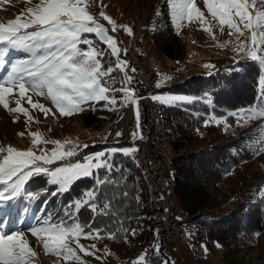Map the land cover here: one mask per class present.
Instances as JSON below:
<instances>
[{"label":"snow or ice","instance_id":"1","mask_svg":"<svg viewBox=\"0 0 264 264\" xmlns=\"http://www.w3.org/2000/svg\"><path fill=\"white\" fill-rule=\"evenodd\" d=\"M24 2L32 4V0ZM91 3L92 0H39L14 19L6 23L0 22V66L4 65L5 58L11 51L25 54V58L11 64L6 76L0 77V105L5 110L23 114L27 118L26 123L33 120L29 109L21 106V100L26 99L32 109L39 110L47 118L51 109L39 101H33L29 93L49 99L61 116H71L83 111L84 105L100 104L101 108L111 110L131 104L136 106L134 113L139 129L138 100L142 97L136 95V89L132 86L133 77L129 74L135 69H129L128 62L121 60V49L116 38L90 12ZM167 3L177 24L199 21L201 25H209L203 30L212 34L213 26L205 16V11L197 6L196 0H167ZM258 3L264 6V0H203L204 9L212 21L218 22L220 31L223 32L226 26L228 35L235 37L237 43L232 50L242 59L250 57L253 61L264 64V10L256 7ZM100 16L112 26L111 31L115 32L116 22L103 11ZM124 27L131 34V29ZM85 34H91L96 40L86 37ZM97 40L106 46L107 51L115 58V64L104 66L107 53L97 46ZM228 43L226 41L218 46L224 48ZM116 72L121 73L119 80L114 75ZM156 86L160 87V83ZM14 91L19 98L14 101L16 106L10 107L9 98ZM151 98L167 105L191 102L192 99L175 95H153ZM51 114L55 116V113ZM228 115L235 117L239 125L241 120L264 118V110L255 113L241 110ZM226 119L210 116L204 121V125L209 126L212 121L220 124L226 122ZM18 135L23 136L24 133ZM30 135L33 137V147H38L41 143H50L55 147L51 151L40 148V154L31 147L27 150H18L11 146L0 147V208L20 196L25 184L34 176L43 175L47 177L49 185L57 186L52 195L69 191L72 184L79 179L96 176L94 186L85 190L81 198L76 199L65 210L66 218L54 221L49 215L28 231L41 243L45 255L51 254L63 259L65 264H84L79 253L100 259L96 255V245L85 246L80 242L81 238L117 239L119 230L113 232L104 228H93L91 224L94 220L89 225H83L77 219L78 213L85 206L94 216L109 213L113 198L107 195L104 186L112 184V180L107 175L101 179L98 173L101 169L106 173L112 172V157L115 154L130 156L138 149L111 146L94 155L85 156L83 161L66 162L51 167L57 161H70L78 156L79 145L72 141L62 143L59 140H43L37 132ZM115 136L120 137L122 133L116 132ZM132 137L133 140L143 138L136 132ZM83 147L87 148L89 145ZM260 152H264V139L259 141L257 154ZM29 195L32 199L36 198L33 194ZM127 195V192L123 193V196ZM123 232V239L127 242L128 236H134L136 230L124 228ZM153 252L159 254L158 244ZM36 256L25 231L0 235V264H33ZM132 264H150L146 252ZM164 264L169 262L164 261Z\"/></svg>","mask_w":264,"mask_h":264},{"label":"rangeland","instance_id":"2","mask_svg":"<svg viewBox=\"0 0 264 264\" xmlns=\"http://www.w3.org/2000/svg\"><path fill=\"white\" fill-rule=\"evenodd\" d=\"M160 1L92 0L89 8L95 18L109 29V34L116 38L118 46L121 49V60L128 62L125 53L131 49L137 52L138 56L142 58V64L144 66L152 68L155 75L152 86L156 90L157 95L181 96L180 94L160 91V89L172 83H178L190 75H207L217 66L234 63L242 59L232 50L237 43L235 37L228 35L229 30L226 26L223 32L220 31L218 22L212 21L206 9H204L203 0H196V3L198 7L205 11V16L211 22V26H213L212 34L203 30L204 27L209 25H201L199 21L177 24L171 13L172 23L182 40V51L180 57L177 59H169L164 56L150 37L151 31L155 27L153 16ZM38 2L39 0H32V4H26L24 0H0V22L6 23L8 20L14 19L17 15L25 12L27 7L33 6ZM256 7L264 10V6H261L259 3ZM101 11L116 22L117 28L115 32L111 31L112 26L100 16ZM124 26L131 29V34L125 31ZM85 36L93 39L91 34H85ZM213 36H215V39H213ZM226 41L229 42L227 47L221 48L218 46L224 44ZM23 58H25L23 52L11 51L5 58L4 65L0 66V77L6 76L12 63ZM248 58L250 59V57ZM259 64L261 67V75L259 77L258 87L264 89V64L260 62ZM205 65H214V67H205ZM128 67L131 69L129 62ZM129 74L132 76L131 72ZM120 78L121 73H119ZM158 82L160 83V87L156 86ZM132 86L136 88L135 78H133ZM29 95H32L33 101H39L50 108L51 113H55V116L50 113L45 118L42 112L32 109L26 99H23L21 100V106L28 108L30 115L33 117V120L26 123L27 118L23 114L11 113L0 105V147L6 148L11 146L18 150H27L31 147L37 154H40V148L51 151L55 146L50 143H41L38 147H33V137L30 133L37 132L43 140H59L62 143L72 141L74 144L79 145L77 148L78 152L82 149L88 150L84 154L73 157L70 161H57L56 163L59 164L56 166H60L66 162H74L81 158L84 159L85 156L94 155L96 152L106 150L111 146L117 147L114 144L116 142L119 143V137H116L115 133L121 132L123 134V120L127 119L128 106L111 110L104 109L103 111L93 113L91 125L86 126L80 112L71 116H61L49 99L36 96L32 93H29ZM136 95L139 97L138 89H136ZM18 98V95L14 91L12 97L9 98L10 107L16 106L14 101ZM241 110L253 113L264 110V102L259 101L256 106L237 109L233 112H240ZM141 112L143 114V111ZM219 118L223 119V117ZM14 120L16 122H13ZM213 122L216 123L215 121ZM222 125L226 128L233 127L227 121L223 122ZM235 125V128L240 129L242 134L255 132L259 140L264 139V118L241 120L239 125L235 118ZM129 128H131V123ZM164 130L165 134L168 135L167 138L165 135L166 139L164 141H169V134L165 126ZM19 133H24V135H18ZM143 133L146 134L144 129ZM120 139L122 140L121 136ZM144 139L146 138L144 137ZM168 141L164 145L169 149ZM119 144L121 145L119 147H128L121 143ZM84 145H89V147L84 148ZM96 146L103 147L100 150L91 151ZM204 146L203 139L193 138L180 150L176 152L170 151L172 154L171 161L174 157L184 156L193 151L201 150ZM167 167L165 166L161 173L170 179V188L172 187L170 195L172 211L174 214L179 215V218L185 220L187 215L181 210L177 202L173 189L174 184L170 175V167ZM188 169L187 181L192 188H195L192 184H195L196 167L192 166ZM256 187L264 191V152L256 154L251 161L234 168L224 176L218 186L203 187L200 189L204 202L192 216L202 213L213 215V217L224 216L245 199L250 200L252 198L251 191ZM56 188L57 186L54 185L55 190ZM144 189L146 198H142L138 194V191L135 194L138 200V208H147V213L146 210L141 213L131 228L136 230L135 235H129L127 242L123 240L122 243L114 242L111 239L98 242L81 238L80 242L85 246L95 244L96 249H98L96 255L100 257V259H96L94 256L79 253L84 264H130L142 253L146 252L147 256L150 255L157 244L159 245V250L162 249L166 254L169 264H264V230L254 237V241L249 247L242 249L233 246L229 240L219 241L213 239L211 242L196 241L193 239L192 234H189L188 229H191V226H187L188 229L187 227L185 228L186 241L180 242L179 245L162 241L160 237L162 234L158 228L156 229L154 227L152 214L150 208H148V190L146 184L144 185ZM22 196L21 194L17 198L6 202L0 208V220H4L3 223H6L4 226L5 234H12L20 230L25 231L30 246L37 253V256L33 258V264H65L63 259H58L51 254L45 255L41 243L28 231L36 227L46 217L43 216L44 211L32 212L30 207L26 205L20 206V201L24 198ZM227 244L230 247L226 250L225 246ZM72 246L75 247V244ZM71 264H76V262H71Z\"/></svg>","mask_w":264,"mask_h":264},{"label":"trees","instance_id":"3","mask_svg":"<svg viewBox=\"0 0 264 264\" xmlns=\"http://www.w3.org/2000/svg\"><path fill=\"white\" fill-rule=\"evenodd\" d=\"M153 17L155 27L150 33L152 41L167 58H179L182 40L172 23L167 0L160 1ZM93 40H96L94 36ZM96 43L107 53L104 57V66L115 64V58L106 47L98 40ZM120 57H122L121 52ZM114 75L119 80V72ZM260 75L261 67L258 62L252 59L237 60L234 63L217 66L205 76L190 75L178 83L160 89L194 98L190 103L173 105L159 103L163 123L169 134L170 151L180 150L193 138L203 139L205 143L201 150L174 157L170 165L174 194L181 210L187 215L184 220L185 228L191 226V229L188 227L187 229L196 241L229 240L233 246L242 249L249 247L254 237L264 230V191L258 187L251 191L250 200L245 199L224 216L213 217L204 213L192 216L204 202L200 189L218 186L225 175L241 164L251 161L257 154L260 141L257 134L255 132L242 134L240 129L235 128V118L228 113L250 108L259 100L264 102V89L258 87ZM83 107L84 110L80 113L86 126L91 125L93 113L104 110L100 104ZM210 116L226 117V121L233 127L226 128L222 123L217 124L213 121L209 126H205L204 121ZM114 145L121 146L119 143ZM102 147L96 146L91 151L100 150ZM86 152L88 150L82 149L79 154ZM112 163L114 168L111 173H106L104 169L98 173L99 178L103 179L107 175L112 180V184L104 186L107 195L113 198L109 213L94 216L85 206L80 209L77 219L83 225H89L94 220L95 222L91 224L93 228H104L113 232L119 230L117 239L111 240L122 243L123 229L130 230L139 215L145 210L147 213V208H138V200L135 197L138 191L142 198H146L145 183L139 167L130 156L117 153L112 157ZM57 164L59 163L51 167ZM192 166L196 167L195 184H192L195 188H192L187 181L188 168ZM95 180L96 176L79 179L72 184L69 191L52 195L51 193L55 191L54 185L47 183V177L34 176L25 184L22 192L24 198L20 201V206L26 205L35 212L42 209L41 206L45 203L44 217L51 215L54 221L66 218L64 213L68 206L81 198L85 190L92 188ZM124 192L128 193L127 197L123 196ZM29 194L35 195L36 198L32 199ZM229 247L230 245L227 244L225 249ZM147 258L150 264H164V261H168L162 249L159 250V254L152 252Z\"/></svg>","mask_w":264,"mask_h":264},{"label":"built area","instance_id":"4","mask_svg":"<svg viewBox=\"0 0 264 264\" xmlns=\"http://www.w3.org/2000/svg\"><path fill=\"white\" fill-rule=\"evenodd\" d=\"M134 50L126 51V58L130 64L133 78L136 80V88L139 91V97L141 99H149L151 102V112L156 113V105L159 101H154L151 97L157 95L156 90L152 84L155 79L154 72L151 67L144 66L142 64V58L138 56V53ZM139 112H140V99L138 100ZM135 105H128L126 118L123 120V134L128 135V147H136L138 149L135 154L138 157L139 162H143L148 171V175L151 179L152 184V197L156 198V209H157V221L155 224L158 227H162L161 240L172 242L175 245L180 244L181 231H182V218H178L171 210L170 202L166 197L165 190V176L161 173L164 170V164H161L156 155L154 154L152 146H144L143 138L151 137L150 134L143 133V125H150L156 123V121L142 120L139 118L140 127L137 129V121L134 113ZM131 123V128L129 125ZM136 132L142 135V139L137 138L133 140L132 134ZM118 142L120 143V137ZM83 161V158L79 159Z\"/></svg>","mask_w":264,"mask_h":264},{"label":"bare ground","instance_id":"5","mask_svg":"<svg viewBox=\"0 0 264 264\" xmlns=\"http://www.w3.org/2000/svg\"><path fill=\"white\" fill-rule=\"evenodd\" d=\"M143 100V101H142ZM151 102L149 99H140V117L142 120H151L156 121V123H152V127L150 125H143V129L145 130L146 134H150L151 137L143 138V145L144 146H152L154 154L158 158L161 164L164 166L170 167V162L172 158V154L170 150L164 145L166 141L164 139L167 138L168 135L165 134L164 130V123H163V116L159 104L156 105V113H152L151 111ZM143 111V114L142 112ZM168 132V131H167ZM166 132V133H167ZM166 135V138H165ZM122 140L120 139V143L123 145L128 146V135L121 136ZM117 143V142H116ZM131 159L137 164L139 170L142 173L144 182L146 184L148 190V204L151 211V216L153 218V225L162 234V227H158L155 222L157 221V209H156V198L152 197V184L151 179L148 175L147 167L143 162L138 161V157L135 153L131 154ZM167 167V168H168ZM172 188V187H171ZM171 188H170V179L165 177V190H166V197L170 202L171 210H172V203H171ZM176 214V213H175ZM177 215V214H176ZM178 217V215H177ZM179 218V217H178ZM3 222L0 220V234H5V231L2 230ZM182 231H181V240L180 242L186 241V232H185V222L182 219Z\"/></svg>","mask_w":264,"mask_h":264},{"label":"crops","instance_id":"6","mask_svg":"<svg viewBox=\"0 0 264 264\" xmlns=\"http://www.w3.org/2000/svg\"><path fill=\"white\" fill-rule=\"evenodd\" d=\"M181 96H184V95H181ZM185 97H187V96H185ZM191 98V97H190ZM186 103V102H185Z\"/></svg>","mask_w":264,"mask_h":264}]
</instances>
